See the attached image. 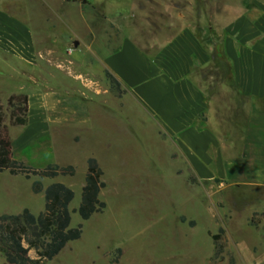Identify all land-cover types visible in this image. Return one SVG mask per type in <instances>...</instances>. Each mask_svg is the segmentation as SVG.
I'll use <instances>...</instances> for the list:
<instances>
[{"label": "rangeland", "instance_id": "rangeland-1", "mask_svg": "<svg viewBox=\"0 0 264 264\" xmlns=\"http://www.w3.org/2000/svg\"><path fill=\"white\" fill-rule=\"evenodd\" d=\"M258 2L264 0H0L6 36L14 38L13 26L26 31L44 52L32 65L16 63V75L0 62L2 103L7 107L9 91L30 98L28 125L10 126L15 156L38 169L50 163L77 169L75 176L43 179L75 191L70 226L83 224L82 237L46 264H229L231 257L264 264V187L190 169L134 96L112 85L102 61L105 40L121 30L146 39L178 24L204 35L211 29L215 37L216 27ZM73 110L86 116L81 126L60 120ZM90 156L104 170L107 207L84 220L78 208ZM37 178L1 172L0 215L43 211L45 193L32 190ZM221 228L224 251L217 257L213 235ZM30 255L37 257L36 250ZM0 264H9L4 254Z\"/></svg>", "mask_w": 264, "mask_h": 264}, {"label": "crops", "instance_id": "crops-1", "mask_svg": "<svg viewBox=\"0 0 264 264\" xmlns=\"http://www.w3.org/2000/svg\"><path fill=\"white\" fill-rule=\"evenodd\" d=\"M3 27L0 21V62L16 75L21 73L16 63H36L43 46L14 26V38L7 37ZM195 29L171 24L146 39L121 30L105 40L102 61L190 169L264 187V3L216 27L215 37L211 29L207 35ZM58 43L56 38L51 44ZM214 65L218 70L207 73ZM86 119L74 110L60 118L78 126Z\"/></svg>", "mask_w": 264, "mask_h": 264}, {"label": "trees", "instance_id": "trees-1", "mask_svg": "<svg viewBox=\"0 0 264 264\" xmlns=\"http://www.w3.org/2000/svg\"><path fill=\"white\" fill-rule=\"evenodd\" d=\"M106 74L112 85L122 94L125 90L119 80L109 70ZM29 110L30 98L26 93L11 94L7 107L0 99V173L8 171L12 175H23L27 179L37 176L32 183V190L35 193L44 192L46 199L45 208L38 215L27 207L19 213L0 215V254H4L9 264H46V261L54 259L69 242L80 239L83 234V224L70 226V204L75 198V191L61 181H55L48 186L43 182L45 178L75 176L76 167L73 164L50 163L38 169L20 162L15 156L10 126L28 125ZM105 187L104 170L98 159L90 156L78 208L84 220L90 219L95 213L103 212L107 207L106 201L101 198ZM182 222H187L186 217H182ZM189 224L194 226L195 222L189 221ZM224 231L221 228L219 233L213 235L217 245V257L224 251L220 243ZM32 249L36 250L37 257L30 255ZM229 264H237L236 259L231 257Z\"/></svg>", "mask_w": 264, "mask_h": 264}]
</instances>
